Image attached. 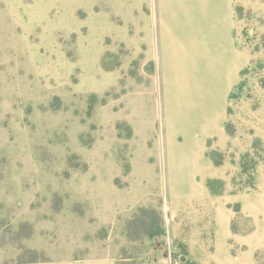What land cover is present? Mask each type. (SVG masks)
Listing matches in <instances>:
<instances>
[{
  "label": "rangeland",
  "instance_id": "rangeland-1",
  "mask_svg": "<svg viewBox=\"0 0 264 264\" xmlns=\"http://www.w3.org/2000/svg\"><path fill=\"white\" fill-rule=\"evenodd\" d=\"M94 243L264 264V0H0V264Z\"/></svg>",
  "mask_w": 264,
  "mask_h": 264
},
{
  "label": "crops",
  "instance_id": "crops-1",
  "mask_svg": "<svg viewBox=\"0 0 264 264\" xmlns=\"http://www.w3.org/2000/svg\"><path fill=\"white\" fill-rule=\"evenodd\" d=\"M170 49L172 52L171 65L175 64L179 69V65L182 59L181 54L179 52L181 48H178L177 45H175L174 42L171 41ZM178 69L176 71L174 70V72L178 73ZM94 244L95 248L90 250L86 256H84L80 260H74L70 264H116V255L114 254V251L109 247L110 245H112V243ZM169 260L170 258L163 257L162 259H160V261H158V263L168 264Z\"/></svg>",
  "mask_w": 264,
  "mask_h": 264
},
{
  "label": "trees",
  "instance_id": "trees-1",
  "mask_svg": "<svg viewBox=\"0 0 264 264\" xmlns=\"http://www.w3.org/2000/svg\"><path fill=\"white\" fill-rule=\"evenodd\" d=\"M189 264H196V263H194V262H191V263H189Z\"/></svg>",
  "mask_w": 264,
  "mask_h": 264
}]
</instances>
